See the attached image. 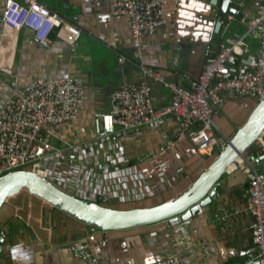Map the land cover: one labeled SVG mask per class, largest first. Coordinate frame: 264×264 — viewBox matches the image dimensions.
I'll return each instance as SVG.
<instances>
[{
    "label": "crops",
    "instance_id": "0c3cea01",
    "mask_svg": "<svg viewBox=\"0 0 264 264\" xmlns=\"http://www.w3.org/2000/svg\"><path fill=\"white\" fill-rule=\"evenodd\" d=\"M219 1L161 0L165 23L155 34L142 38V55L134 58L129 21L124 16L110 15L109 0H40L65 21L78 25L81 33L70 44L52 31L49 45L42 47L31 32L23 30L14 55L13 74H0V102L13 83L23 84L37 76H81L85 94L80 115L74 122L53 129L54 145L88 142L90 150H98L102 159L122 156L120 160L125 162L118 165L125 181L120 185L112 178L108 185H118L124 191L112 202L139 201L158 194L171 196L173 189L179 190L183 182L191 180L205 166V155L187 138L173 137L176 124L172 117H167L159 127L141 128L126 135L116 128L106 146L99 145L93 137L91 118L94 112L109 110L111 93L119 85L139 80L140 63L187 87L201 73L205 59L217 52L221 41L243 32L241 16H253L260 0L230 2L233 11L223 16L218 15ZM3 6L4 0H0V17ZM150 85L155 105H166L169 90L160 83ZM251 101L232 99L219 105L214 115L219 128L215 131L217 136L226 138L233 132ZM216 151L217 146L211 155ZM152 156L155 160H150ZM262 163L263 159L259 169ZM132 165L142 171L145 186L150 181L159 182L162 167L168 187L150 191L143 185L133 186L134 174L128 169ZM111 171L116 176L115 170ZM221 188L206 210L188 220L116 231L90 230L22 193L0 214V264H154L158 259L159 235L163 233L184 264H248L256 247L245 174H224ZM79 249L87 250L90 258L75 257Z\"/></svg>",
    "mask_w": 264,
    "mask_h": 264
},
{
    "label": "built area",
    "instance_id": "2783aa9c",
    "mask_svg": "<svg viewBox=\"0 0 264 264\" xmlns=\"http://www.w3.org/2000/svg\"><path fill=\"white\" fill-rule=\"evenodd\" d=\"M109 13L128 19L134 58L142 55V38L155 34L165 23L161 0H109ZM240 23L243 32L221 41L217 52L205 59L201 73L187 87L140 63L139 80L119 85L111 93L109 110L93 113L92 133L99 145L106 146L116 128L126 135L141 128L159 127L170 116L176 124L173 137L187 138L201 154L210 156L215 146H223L226 138L215 132L219 130L214 119L219 105L232 99H264V0L259 1L253 16H241ZM23 30L31 32L42 47L49 45L52 31L70 44L81 33L78 25L65 21L40 0H4L0 17V74L4 76L13 74L14 55ZM123 60L119 58L120 62ZM150 82L169 90L166 105H155ZM12 86L0 102V175L31 167L82 200L111 203L112 198L120 197L124 188L109 187L108 182L115 178L122 185L125 181L118 165L125 162L120 160L122 156L102 159L98 150H90L88 142L66 143L63 147L53 143V129L74 122L80 115L84 79L78 75L37 76ZM163 138H167L166 134ZM262 159L264 130L253 151L237 158L224 171V174L241 171L247 179L248 210L254 222L252 239L256 247L248 264H264V163L261 169L258 165ZM150 160H155V156ZM113 169L116 176L110 174ZM128 169L134 174L133 186L143 185L154 191L169 185L162 167L159 182L150 181L147 186L137 165ZM84 180L95 185L89 186ZM2 240L0 236V253ZM74 256L87 260L90 253L79 249ZM154 264H184L169 246L165 233L159 235L158 259Z\"/></svg>",
    "mask_w": 264,
    "mask_h": 264
},
{
    "label": "water",
    "instance_id": "95a60500",
    "mask_svg": "<svg viewBox=\"0 0 264 264\" xmlns=\"http://www.w3.org/2000/svg\"><path fill=\"white\" fill-rule=\"evenodd\" d=\"M230 2L239 3L240 0H220L219 16L233 11L230 10ZM251 102L241 122L226 136L225 144L217 146V151L211 156L205 155V166L191 180L177 187L179 190L173 189L171 196L158 194L157 198L148 197L131 202L85 201L33 171L31 167H25L0 175V214L8 204H13L14 198L24 193L77 223L86 225L90 230H126L188 220L206 210L218 196L225 169L237 158L253 151L257 137L264 130V99Z\"/></svg>",
    "mask_w": 264,
    "mask_h": 264
},
{
    "label": "rangeland",
    "instance_id": "374dc122",
    "mask_svg": "<svg viewBox=\"0 0 264 264\" xmlns=\"http://www.w3.org/2000/svg\"><path fill=\"white\" fill-rule=\"evenodd\" d=\"M247 109L249 108V105H247V107H246Z\"/></svg>",
    "mask_w": 264,
    "mask_h": 264
},
{
    "label": "bare ground",
    "instance_id": "6f19581e",
    "mask_svg": "<svg viewBox=\"0 0 264 264\" xmlns=\"http://www.w3.org/2000/svg\"><path fill=\"white\" fill-rule=\"evenodd\" d=\"M229 166H230V165H229ZM229 166H228V167H229ZM229 168H230V167H229Z\"/></svg>",
    "mask_w": 264,
    "mask_h": 264
}]
</instances>
